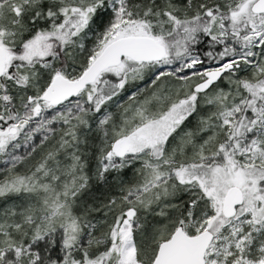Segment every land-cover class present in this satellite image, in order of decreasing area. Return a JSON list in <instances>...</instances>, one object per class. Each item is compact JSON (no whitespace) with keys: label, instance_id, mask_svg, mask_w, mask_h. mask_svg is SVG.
<instances>
[{"label":"snow or ice","instance_id":"obj_1","mask_svg":"<svg viewBox=\"0 0 264 264\" xmlns=\"http://www.w3.org/2000/svg\"><path fill=\"white\" fill-rule=\"evenodd\" d=\"M0 264H264V0H0Z\"/></svg>","mask_w":264,"mask_h":264}]
</instances>
